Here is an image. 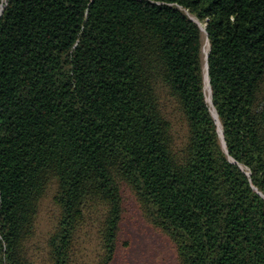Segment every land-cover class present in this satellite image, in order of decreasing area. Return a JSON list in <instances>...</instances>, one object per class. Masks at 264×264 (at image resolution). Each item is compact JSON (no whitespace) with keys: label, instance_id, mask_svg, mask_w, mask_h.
<instances>
[{"label":"trees","instance_id":"1","mask_svg":"<svg viewBox=\"0 0 264 264\" xmlns=\"http://www.w3.org/2000/svg\"><path fill=\"white\" fill-rule=\"evenodd\" d=\"M127 191L264 264V0H0V264H112Z\"/></svg>","mask_w":264,"mask_h":264},{"label":"rangeland","instance_id":"2","mask_svg":"<svg viewBox=\"0 0 264 264\" xmlns=\"http://www.w3.org/2000/svg\"><path fill=\"white\" fill-rule=\"evenodd\" d=\"M125 197L119 246L112 264H178L175 247L169 238L146 221L129 191ZM50 215L49 208L44 207L38 225L39 238L49 230Z\"/></svg>","mask_w":264,"mask_h":264},{"label":"water","instance_id":"3","mask_svg":"<svg viewBox=\"0 0 264 264\" xmlns=\"http://www.w3.org/2000/svg\"><path fill=\"white\" fill-rule=\"evenodd\" d=\"M208 56V55H207ZM209 98L211 100V86L209 85ZM215 116L217 117V114L215 112V109H213Z\"/></svg>","mask_w":264,"mask_h":264},{"label":"bare ground","instance_id":"4","mask_svg":"<svg viewBox=\"0 0 264 264\" xmlns=\"http://www.w3.org/2000/svg\"><path fill=\"white\" fill-rule=\"evenodd\" d=\"M207 86H208V83H207Z\"/></svg>","mask_w":264,"mask_h":264}]
</instances>
